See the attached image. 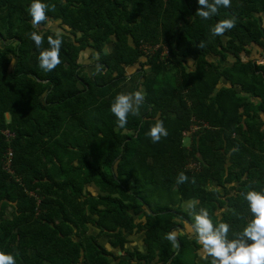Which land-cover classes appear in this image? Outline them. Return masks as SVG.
<instances>
[{
  "label": "trees",
  "instance_id": "16d2710c",
  "mask_svg": "<svg viewBox=\"0 0 264 264\" xmlns=\"http://www.w3.org/2000/svg\"><path fill=\"white\" fill-rule=\"evenodd\" d=\"M45 2L33 27L31 0H0V250L16 264H211L184 222L205 208L234 238L251 219L242 194L264 189V0L207 19L197 0ZM225 18L234 27L212 35ZM57 33L61 62L45 71L39 53ZM141 40L160 47L147 55ZM136 65L144 107L120 127L110 105ZM157 119L168 135L152 142ZM143 230L145 250L127 249L125 233ZM174 230L175 244L164 238Z\"/></svg>",
  "mask_w": 264,
  "mask_h": 264
},
{
  "label": "clouds",
  "instance_id": "9594fccd",
  "mask_svg": "<svg viewBox=\"0 0 264 264\" xmlns=\"http://www.w3.org/2000/svg\"><path fill=\"white\" fill-rule=\"evenodd\" d=\"M201 7L197 8L196 16L209 18L216 15L222 6L228 8L231 0H197ZM49 5L45 0H31L28 12L32 17L33 27L46 19V10ZM235 25L234 18L218 20L211 28L214 36L223 34L227 29ZM30 39L40 48L42 34L30 33ZM49 48L39 53V66L45 71L52 70L60 61V48L62 37L59 33L55 37H47ZM143 41V40H141ZM141 43V42H140ZM201 45L199 46H202ZM140 48V46H139ZM144 93L136 90L132 92H119L115 95L110 105V111L114 114L117 124L123 127L128 120L129 114H135L143 103ZM189 129L185 130L188 131ZM184 131V132H185ZM193 133H186L188 136ZM152 142H157L161 137L168 135V130L163 120L157 119L147 132ZM191 163V162H190ZM188 177L184 172L177 176V182H184ZM247 202L251 219L234 238H229V224L225 222H214L205 208H201L194 216V222L188 225L190 231L197 236V243L202 245L204 255L212 257L211 264H264V189H250L243 194ZM192 206L191 204L189 205ZM177 232L171 231L165 234L167 240L176 243ZM0 264H16V256L11 252L0 250Z\"/></svg>",
  "mask_w": 264,
  "mask_h": 264
},
{
  "label": "rangeland",
  "instance_id": "374dc122",
  "mask_svg": "<svg viewBox=\"0 0 264 264\" xmlns=\"http://www.w3.org/2000/svg\"><path fill=\"white\" fill-rule=\"evenodd\" d=\"M52 25V24H51ZM110 46H108L107 48H109ZM91 51L92 50H90V48H88L87 50H85V51H83V53L81 54V57H80V59H81V61H83L85 64H91L92 62H93V60H94V58L92 57V55H91ZM264 60H263V58L262 57H260L259 59H257V63H262ZM231 62V60H225V61H223L222 63L223 64H228V63H230ZM187 68L189 67V68H191L190 66H194V60L192 59V58H189V60L187 61ZM133 67H130V68H128V74H127V77H129V73H130V69H132ZM139 68V67H138ZM137 69V68H136ZM139 70H137V72H134L133 74H132V76L134 77V79L135 80H127V78L126 79H124L123 81H122V84H124L123 85V88H124V92H132V91H135V87H133V90H132V82L131 81H133V82H135V81H137V80H139L138 81V90L139 91H141V92H145V90H144V86L140 83L141 81H140V77H139ZM132 76H130V77H132ZM135 86V85H134ZM141 105H144V103H142ZM141 105L139 106L140 108H141ZM188 141V139H186L185 140V142H187ZM94 190V189H93ZM223 190V189H222ZM190 205V202H184L183 204H182V206L184 207V208H188V207H190L189 206ZM6 210H8V214L10 213V209H6ZM223 209H220L219 211L221 212ZM188 225H190V222H188V221H185L184 222V228H183V231H187V232H189V233H191V232H193V231H190L189 230V228H188ZM134 237L135 238H133V235H130V238H133V240H135L136 238H137V243H139L138 244V246H137V244H136V246L139 248V249H141V246H142V242H141V238L136 234V235H134ZM129 244H131V243H129ZM129 247H131V245L129 246ZM208 257V256H207ZM202 258H206V256L204 255V253H203V249L201 248L200 249V257H199V260L200 259H202Z\"/></svg>",
  "mask_w": 264,
  "mask_h": 264
},
{
  "label": "crops",
  "instance_id": "0c3cea01",
  "mask_svg": "<svg viewBox=\"0 0 264 264\" xmlns=\"http://www.w3.org/2000/svg\"><path fill=\"white\" fill-rule=\"evenodd\" d=\"M85 64V63H84ZM138 69V65H136L135 67H133L132 69H130V75H129V77H127V80H135L134 79V77L132 76V74L134 73V72H137V69ZM139 72L141 73V71L139 70ZM140 73H139V77H140ZM130 76H132V77H130ZM138 81L139 80H137V81H135V82H133V81H131L132 82V90H133V87H135L134 85H138ZM140 81H141V77H140ZM122 86L124 85V84H121ZM135 91H136V89H135ZM143 107H144V105H141V108L139 107V111H142L143 110ZM142 220H145V218L143 217L142 218ZM99 228H97V227H95V226H93V225H89V231H88V233H90V234H92V235H98V233H99ZM138 235L140 238H141V242H142V246H141V249L140 250H145V245H144V237H145V231L143 230V231H140V232H135V233H133V234H129V233H125V236L127 237V239H128V242L127 243H125V246H126V248L127 249H130V250H134V249H139L137 246H138V244L139 243H137V238L135 239V240H133V238H135L134 237V235ZM130 235H133V238H130ZM109 238H111L110 236H108V235H102V236H100L99 237V241L103 244V245H105L106 247H107V249L108 250H111L115 255H120V257H118L117 259L119 260V259H121V255H123V254H125L126 252H125V250H121L119 247H117V248H113V247H111L110 245H109ZM129 243H131V244H129ZM136 244H137V246H136ZM131 245V247H129ZM124 257H128L126 254H125V256ZM117 259H115L114 260V263H115V261L117 262L118 260Z\"/></svg>",
  "mask_w": 264,
  "mask_h": 264
},
{
  "label": "built area",
  "instance_id": "2783aa9c",
  "mask_svg": "<svg viewBox=\"0 0 264 264\" xmlns=\"http://www.w3.org/2000/svg\"><path fill=\"white\" fill-rule=\"evenodd\" d=\"M160 47V44H155V45H152V44H149V42H146V41H141L140 43V49L146 53L147 55L148 54H152L153 52H155L158 48ZM163 54H167L168 53V49L164 46V49L162 51ZM199 128V125L197 123H193L189 130L188 131H185L184 133H189V132H194L196 131L197 129ZM12 156H13V152L10 150L8 153H7V158L5 160V166L6 168L10 169V165H11V161H12ZM189 168H193V169H199L200 168V165L198 162H191L187 165Z\"/></svg>",
  "mask_w": 264,
  "mask_h": 264
}]
</instances>
